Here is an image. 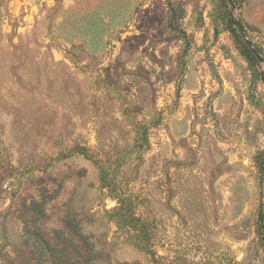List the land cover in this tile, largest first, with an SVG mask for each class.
Wrapping results in <instances>:
<instances>
[{
  "label": "rangeland",
  "instance_id": "1",
  "mask_svg": "<svg viewBox=\"0 0 264 264\" xmlns=\"http://www.w3.org/2000/svg\"><path fill=\"white\" fill-rule=\"evenodd\" d=\"M234 21L264 60V0H0V264H264Z\"/></svg>",
  "mask_w": 264,
  "mask_h": 264
},
{
  "label": "water",
  "instance_id": "2",
  "mask_svg": "<svg viewBox=\"0 0 264 264\" xmlns=\"http://www.w3.org/2000/svg\"><path fill=\"white\" fill-rule=\"evenodd\" d=\"M229 1V0H227ZM230 2V1H229ZM233 26L237 32V34L240 36L241 40L244 43V46L250 51V54L254 57V59L259 63L264 65V60L260 58L256 50L252 47V44L247 40L246 35L244 33V30L239 22L234 21ZM264 185V182H263ZM263 219H264V211H263Z\"/></svg>",
  "mask_w": 264,
  "mask_h": 264
},
{
  "label": "trees",
  "instance_id": "3",
  "mask_svg": "<svg viewBox=\"0 0 264 264\" xmlns=\"http://www.w3.org/2000/svg\"><path fill=\"white\" fill-rule=\"evenodd\" d=\"M229 1L231 2V0H229ZM246 52H247V54H249V57L251 59L255 60L254 57L250 54V51L247 48H246ZM88 252L90 253V251H88ZM90 256H91V254H90ZM54 264H68V263L66 261L60 260V261H58V263H54Z\"/></svg>",
  "mask_w": 264,
  "mask_h": 264
}]
</instances>
